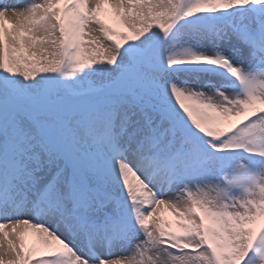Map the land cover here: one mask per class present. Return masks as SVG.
Listing matches in <instances>:
<instances>
[{"label": "snow or ice", "instance_id": "1", "mask_svg": "<svg viewBox=\"0 0 264 264\" xmlns=\"http://www.w3.org/2000/svg\"><path fill=\"white\" fill-rule=\"evenodd\" d=\"M0 264H264V0H0Z\"/></svg>", "mask_w": 264, "mask_h": 264}, {"label": "rangeland", "instance_id": "2", "mask_svg": "<svg viewBox=\"0 0 264 264\" xmlns=\"http://www.w3.org/2000/svg\"><path fill=\"white\" fill-rule=\"evenodd\" d=\"M161 214L164 216L165 219L169 220V221H174V217L172 216L171 212H169L166 209H162Z\"/></svg>", "mask_w": 264, "mask_h": 264}]
</instances>
